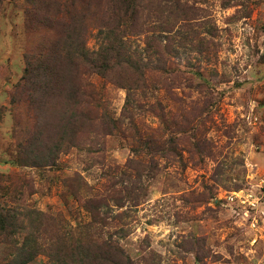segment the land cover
<instances>
[{
	"label": "rangeland",
	"instance_id": "obj_1",
	"mask_svg": "<svg viewBox=\"0 0 264 264\" xmlns=\"http://www.w3.org/2000/svg\"><path fill=\"white\" fill-rule=\"evenodd\" d=\"M123 1L137 34L121 0H0V264L85 223L134 264H264V0ZM117 25L136 85L97 58Z\"/></svg>",
	"mask_w": 264,
	"mask_h": 264
},
{
	"label": "trees",
	"instance_id": "obj_2",
	"mask_svg": "<svg viewBox=\"0 0 264 264\" xmlns=\"http://www.w3.org/2000/svg\"><path fill=\"white\" fill-rule=\"evenodd\" d=\"M121 2H124L121 3L123 11L125 14L128 13V17L130 18V24H126L124 27L125 29L128 28L130 31L132 29V31L137 34L136 30L140 28V24H138L136 21V7L132 3L123 0H121ZM107 27H109V25ZM120 28L118 25L117 27L112 26V30L110 31H114L116 29L117 33L114 31L112 36L107 37L106 44L101 45L98 50L97 58L99 57V60L103 61L104 64L106 63L107 66L100 64V67L104 71L116 70L118 71L117 77H120L118 80L130 82L136 85L134 81L138 82L140 80V78H138L139 76L144 78L143 75L145 72L143 73V71L145 68H147V66H144L145 63L143 64L140 60H134L135 58L129 57L126 52V40L123 37L124 34L127 33H121L120 30L118 31ZM141 31L142 30L138 31V33ZM47 49V46L41 49L38 56L43 58L44 56L42 51ZM66 62H68V67L63 68V66L60 65L55 77L56 80L60 79L65 81L63 93H65V95L67 94L66 96L69 98V96L75 95L76 91L78 90V87L76 86L78 83L74 81V76L71 73L73 66L78 65L79 62L77 60L76 53L70 51ZM43 73L44 72H41V74ZM48 75L51 77V73ZM59 93L61 94L62 91H59ZM80 226V230L84 232V234L87 236L86 238L77 235L74 237V234L69 230H64V232H61V241L56 240V244L50 248L51 252L53 251L54 263L66 264V261L70 256V261L67 264H134L126 255H124L117 242H108V240L94 242L92 239H89V225L85 223ZM30 252L33 253V251ZM24 253L25 252L22 251V255H24ZM73 255L74 258H72ZM26 261L28 260L21 261L16 264H21Z\"/></svg>",
	"mask_w": 264,
	"mask_h": 264
}]
</instances>
